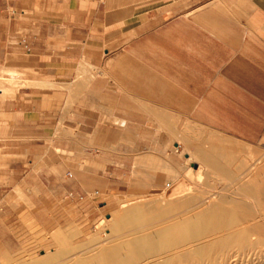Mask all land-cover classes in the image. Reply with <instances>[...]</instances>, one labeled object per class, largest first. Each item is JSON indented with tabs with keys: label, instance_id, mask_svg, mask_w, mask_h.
I'll return each mask as SVG.
<instances>
[{
	"label": "crops",
	"instance_id": "1",
	"mask_svg": "<svg viewBox=\"0 0 264 264\" xmlns=\"http://www.w3.org/2000/svg\"><path fill=\"white\" fill-rule=\"evenodd\" d=\"M1 74L12 83H0V257L21 242L17 211H41L33 215L47 225L50 180L63 202L56 148L78 159L76 184L92 173L81 170L85 153L104 167L108 190L139 199L140 186L175 176L181 148L191 159L177 141L189 136L181 121L259 143L264 0H0ZM203 145L191 150L195 168H212L219 151L227 160L251 152Z\"/></svg>",
	"mask_w": 264,
	"mask_h": 264
},
{
	"label": "rangeland",
	"instance_id": "2",
	"mask_svg": "<svg viewBox=\"0 0 264 264\" xmlns=\"http://www.w3.org/2000/svg\"><path fill=\"white\" fill-rule=\"evenodd\" d=\"M0 83L3 87L10 85L12 81L5 79L1 74ZM181 124L189 136H178L177 141H183L189 145L191 150L200 144H204V147L216 141H224L228 146L239 147L244 151L250 150L251 152L243 153L247 159L239 157L240 152H234L233 158L227 160L224 159L223 152L219 151L218 159L210 161L212 168L207 167L205 163H199L195 168L192 163L201 161L197 156L196 149L187 151L191 157L188 160V156L181 151L183 147L180 152H177L176 159H173L172 162L176 168V172L172 173L175 176L172 175L158 188H150L149 184L140 186L142 193L134 196H141L142 198L137 199L128 198L116 191L108 190L102 172L104 167L91 162L87 156H83L85 153H82L81 170H90L92 173L83 176L86 184H76L74 176L72 177L70 174L74 172L73 166L78 159H74L75 154L69 148L64 150L56 148L57 152H50V155H52V165L54 166H56L58 159L60 160L59 157H56L57 153L63 157L61 159L64 162L63 202L56 200L55 196L59 192L57 191V184L50 180V211L48 216H42L43 220L48 221L47 225H40L33 215L36 213L37 217L41 218V211H17L16 221L18 229L22 233L21 242H18V247L14 253L2 254L0 264H108L109 262L110 264H151L154 261L155 263L165 261L169 257L175 258L172 264H264V240L258 235L251 234L240 235L223 251H220L219 247H215L208 260L204 259L200 262L195 256H189L188 259H181L178 256V253L183 252V249L190 248L192 250L198 244L207 243L208 240L218 236L220 238L221 234L223 237L240 228L233 223L234 226L229 224L223 231L201 240L174 244L177 236L176 229L184 225L185 219L193 216L196 211L185 213L186 215L184 212L189 209L193 210L201 199H207L205 205L214 201L226 206L233 211L235 217L243 213L239 207L240 203H249L252 207L257 205L261 208V204L264 202L261 196L252 199L250 192L248 193L256 181H261L264 178V171L259 176L250 174L253 167L264 164V138L259 143L249 146L191 122L181 121ZM57 138L61 139L62 137H50L49 143L53 144ZM64 140L65 144L69 146L77 143L72 134L68 133L64 135ZM239 159L244 160V162L241 163L242 161ZM163 165L161 171L165 172L166 167ZM219 165L224 170L218 168ZM168 183L170 185L173 183L184 184L183 187L186 188L187 192L183 196L192 197L191 204L193 207L190 204L185 211L184 209L175 210L169 207L171 198H166L165 202L159 200L168 188ZM83 187L86 188V191L83 190ZM97 191L99 192L96 193ZM72 192L73 195H71ZM177 197L180 199L182 195ZM253 200L255 201L253 202ZM37 202L40 205L41 202L44 203V200L38 199ZM131 209H135V215L137 212L139 215H129L130 212L128 211ZM159 211H166V213L161 214ZM253 211H255L254 208ZM138 216L145 217L151 222L136 230L139 227L136 222L140 220ZM137 217L138 219H136ZM127 221L129 224L126 223ZM165 229L168 230V234L163 240L160 232ZM140 235L149 237L146 242L149 252L146 253V256L138 255L134 246L135 239ZM223 243L220 241L217 245L221 246ZM217 254H220L219 256L224 254L223 258H216ZM108 256L112 259H107ZM125 257L136 258V260L132 259L131 263ZM125 260L127 262H123Z\"/></svg>",
	"mask_w": 264,
	"mask_h": 264
},
{
	"label": "bare ground",
	"instance_id": "3",
	"mask_svg": "<svg viewBox=\"0 0 264 264\" xmlns=\"http://www.w3.org/2000/svg\"><path fill=\"white\" fill-rule=\"evenodd\" d=\"M239 160H241V159H239ZM243 162H244V160L241 163H243ZM253 163H255V161H253ZM257 164H259V163H257ZM218 168L224 170L223 167L220 166V165H219ZM252 169L253 170L250 172V174L256 175V176L258 175L259 176V174L260 173H263L262 171H264V164H262L261 166H256L255 168L253 167ZM183 186H184V184L182 185L181 183H178V184L177 183H173L172 185L169 184L168 188H166V190L163 192V196L159 200L164 201V200H166V198H171L172 200H171V202L169 204V207L171 209H175V210L184 209V211H185V209H188V205L191 204L192 197H185V196H183L187 192L186 191V188L183 187ZM249 192L251 194L252 199H255V198L261 196L262 199L264 200V178L261 181H256L255 184L252 185L251 191H248V193ZM178 195H182V197L180 199H177L178 198L177 197ZM254 201L255 200H253V202ZM206 202H207V199H201L197 203L196 207L193 210H190L189 209L188 211H185L184 212V215H186L190 211H196L193 216H190L187 219H185L184 225H182L180 228H177L176 229L177 236H176V242H174V244L175 243L176 244L184 243L186 241H191V240H196V241L197 240H201L202 238H206V237H209V236H211L213 234L219 233V231H223L225 228H227V226L229 224H232V226H234L233 223L237 224L236 227L238 226L240 228H237V230H235V232L228 233L227 235H225L223 237H222V234H221V237L220 238H218L219 236L217 237L218 240L215 237V239L208 240L207 243L198 244L192 250L190 248L189 249H183V252L178 253V256L181 259H188L189 256H193V257L195 256L198 259L197 261H200V262L203 261L204 259L205 260H208L211 257L212 251H213V249L215 247H219L220 251H223V250L227 249L232 244V242L236 238H238L240 235L241 236H244L245 234L258 235V236L261 237L262 240H264V211H263L264 210V202H262L261 208L258 207L257 205H253V207H252V205H250L249 203L248 204H246V203H240L239 204V207L242 209L241 211H243V213L241 215L237 216V217L233 216V211L231 209L227 208L226 206H223V205H221L219 203H215L214 201L206 204L207 205L206 206L205 205ZM145 205H146V203H145ZM191 205L193 207V204H191ZM202 205H205V207H202ZM253 208L255 209V211H253ZM128 212H130L129 215H135V212L136 211H135V209H131ZM159 213L165 214L166 211H159ZM137 214L139 215V212H137L136 215ZM138 217L140 218V220H138L136 222H137V224H138L139 227H137L136 230H139L140 227H144L145 225H147V224H149L151 222V221L145 219V217L144 218H142V216L141 217L138 216ZM138 217L136 219H138ZM163 221H164V219H163ZM128 222L129 221H127L126 223H128ZM131 222H133V221L131 220ZM171 224H172V222H171ZM163 227H165V226H163ZM160 234H161V238L163 240H165V238H166V236L168 234V230L167 229L162 230L160 232ZM148 240H149V237L148 236H144V235L143 236L140 235V236H138L135 239L134 246L136 247V249L138 251V255H140V256H146V253L149 252L148 251L149 248L146 246V242ZM220 241L221 242L223 241L224 243L221 244V246H218L217 244L220 243ZM108 254H110V253H108ZM100 255H101V253H100ZM219 255L220 254H217L216 258H218V259L219 258H223V255L224 254L221 255V256H219ZM214 256H215V254H214ZM103 257H104V255H103ZM126 258L127 257H125V259ZM107 259L111 260L112 258L110 259V257H109ZM128 259L130 260V262H131L132 259H135L136 260V258H132V259L131 258H127L126 260H128ZM126 260L123 261V262H127ZM100 261H101V259H100ZM174 261H175V258L174 257H169L165 261H162V262L159 261L157 263H155V261H154V263H151V264H172ZM100 263H102V262H100ZM111 263H112V261H111ZM206 263H207V261H206ZM222 263H223V261H222ZM108 264H110V262Z\"/></svg>",
	"mask_w": 264,
	"mask_h": 264
},
{
	"label": "built area",
	"instance_id": "4",
	"mask_svg": "<svg viewBox=\"0 0 264 264\" xmlns=\"http://www.w3.org/2000/svg\"><path fill=\"white\" fill-rule=\"evenodd\" d=\"M70 176H72V174H70Z\"/></svg>",
	"mask_w": 264,
	"mask_h": 264
}]
</instances>
